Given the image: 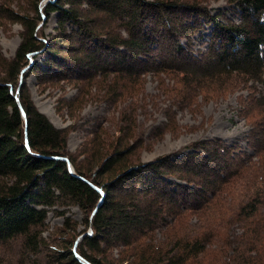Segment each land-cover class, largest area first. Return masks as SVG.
<instances>
[{
	"label": "trees",
	"instance_id": "1",
	"mask_svg": "<svg viewBox=\"0 0 264 264\" xmlns=\"http://www.w3.org/2000/svg\"><path fill=\"white\" fill-rule=\"evenodd\" d=\"M41 1L0 0V20L24 27L16 57L8 62L0 51V264H83L78 257L89 264H264V119L253 126L252 155L206 140L174 159L143 163L131 159L138 147L121 139L90 177L68 155L67 131L33 106L22 79L29 68L66 80L71 73L90 78L93 70L105 80L113 74L137 82L152 72L180 74L188 85L236 73L260 82L264 0H230L239 24L219 20L205 0ZM52 14L57 33L38 37ZM100 14L125 21L127 36H111ZM65 24L78 47L66 46ZM207 26L209 48L196 55L193 38ZM39 55L47 58L45 68L35 61ZM102 153L91 150L87 160L98 162ZM71 206L87 215L79 234L61 209ZM187 210L198 215L202 232L186 233ZM50 213L63 218L65 229L73 227L69 242L48 244ZM235 224L242 232L230 235ZM17 246V256L3 254Z\"/></svg>",
	"mask_w": 264,
	"mask_h": 264
},
{
	"label": "rangeland",
	"instance_id": "2",
	"mask_svg": "<svg viewBox=\"0 0 264 264\" xmlns=\"http://www.w3.org/2000/svg\"><path fill=\"white\" fill-rule=\"evenodd\" d=\"M41 2L47 5L49 0ZM205 2L212 15H217L219 20L239 24L238 6L230 0ZM27 15L36 18L32 9L27 11ZM98 20L111 36H127L125 21L112 20L105 14H100ZM40 24L42 26L37 36L44 35L50 40L59 29L58 14H52ZM210 30L211 26H207L201 35L193 38L196 55L207 53L206 37L210 35ZM61 31H65L64 35L68 38L65 40L66 46H79L78 41L67 37L72 35L70 24H65ZM23 33L24 27L20 23L0 20V51L8 62L16 57ZM81 57L85 59V53ZM46 59L45 55H39L35 61L45 68ZM69 75L67 80L58 79L50 74L31 73L27 68L22 76L23 91L33 106L46 115L54 126L67 131L68 155L90 177L95 175L104 156L110 154L121 139L126 140V144L138 147L131 159L143 163L165 156L174 159V156L189 152L191 146L206 140L238 147L235 154H254L251 143L256 139L258 129L254 130L253 126L264 119V103L259 101L264 95V78L263 81L254 82L233 73L209 76L200 83L192 81L187 85L180 74L146 72L137 82L119 81L113 74L105 80L104 76L93 70L90 78L80 79L82 77L79 75ZM91 150H103L105 154L102 153L101 160L92 164L90 159L87 160ZM107 177L109 175L98 179ZM61 209H66L70 216L69 225L74 226L78 234L85 229L87 215L82 208L71 206ZM197 216L186 211V233L202 232ZM64 225L62 217L49 214L44 237L50 246L57 245L51 242L53 240L69 242L74 234L73 227L65 229ZM240 228L235 224L231 227L230 235L240 234ZM158 238H161L160 233ZM17 248L10 247L3 254H13ZM44 250L41 256L45 255ZM15 255L18 253L15 252ZM117 256L118 250H115L110 259L116 260Z\"/></svg>",
	"mask_w": 264,
	"mask_h": 264
},
{
	"label": "water",
	"instance_id": "3",
	"mask_svg": "<svg viewBox=\"0 0 264 264\" xmlns=\"http://www.w3.org/2000/svg\"><path fill=\"white\" fill-rule=\"evenodd\" d=\"M25 117V116H24ZM69 168L70 170L73 172V167L71 165V163H69ZM78 259L83 263V264H89L86 260H84L83 258L81 257H78Z\"/></svg>",
	"mask_w": 264,
	"mask_h": 264
},
{
	"label": "bare ground",
	"instance_id": "4",
	"mask_svg": "<svg viewBox=\"0 0 264 264\" xmlns=\"http://www.w3.org/2000/svg\"><path fill=\"white\" fill-rule=\"evenodd\" d=\"M211 25H212V24H211ZM211 33H212V32H211ZM198 38H199V37H198ZM198 38H197V39H198ZM204 46H205V45H204ZM206 46H207V45H206ZM208 48H209V47H208Z\"/></svg>",
	"mask_w": 264,
	"mask_h": 264
}]
</instances>
